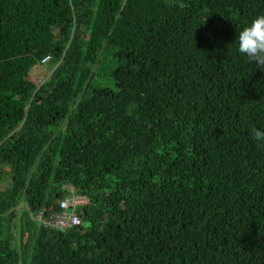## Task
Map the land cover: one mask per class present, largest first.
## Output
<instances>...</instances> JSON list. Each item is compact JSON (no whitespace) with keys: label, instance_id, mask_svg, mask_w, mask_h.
Listing matches in <instances>:
<instances>
[{"label":"trees","instance_id":"trees-1","mask_svg":"<svg viewBox=\"0 0 264 264\" xmlns=\"http://www.w3.org/2000/svg\"><path fill=\"white\" fill-rule=\"evenodd\" d=\"M261 14L0 0V264H264V71L236 41ZM70 188L78 225L35 220Z\"/></svg>","mask_w":264,"mask_h":264},{"label":"clouds","instance_id":"clouds-1","mask_svg":"<svg viewBox=\"0 0 264 264\" xmlns=\"http://www.w3.org/2000/svg\"><path fill=\"white\" fill-rule=\"evenodd\" d=\"M238 51L264 71V14L256 16L236 36ZM253 139L264 147V130L252 129Z\"/></svg>","mask_w":264,"mask_h":264},{"label":"built area","instance_id":"built-area-1","mask_svg":"<svg viewBox=\"0 0 264 264\" xmlns=\"http://www.w3.org/2000/svg\"><path fill=\"white\" fill-rule=\"evenodd\" d=\"M46 57L42 60L44 61ZM84 202V199L80 196H74L72 194L67 195L64 199L58 202V207L55 212L50 214L43 222L45 225L56 226L64 228L78 223V218L74 213V207ZM36 218H41V213L36 214Z\"/></svg>","mask_w":264,"mask_h":264},{"label":"rangeland","instance_id":"rangeland-1","mask_svg":"<svg viewBox=\"0 0 264 264\" xmlns=\"http://www.w3.org/2000/svg\"><path fill=\"white\" fill-rule=\"evenodd\" d=\"M46 70L42 65L36 66L35 68L31 69L29 72L30 79H33L36 82H41L45 77ZM8 183L7 179L0 178V186L6 185Z\"/></svg>","mask_w":264,"mask_h":264},{"label":"bare ground","instance_id":"bare-ground-1","mask_svg":"<svg viewBox=\"0 0 264 264\" xmlns=\"http://www.w3.org/2000/svg\"><path fill=\"white\" fill-rule=\"evenodd\" d=\"M47 61V59H45L44 61H42V63H41V65H43V64H45V62ZM69 194H72V195H74V196H79V195H77V194H75L74 192H73V190H72V188H70L69 189V192H68V195ZM80 197H82L83 199H84V202L82 203V204H80V205H77V206H75L74 207V213H75V215H76V209L78 208V207H80V206H82V205H84L85 203H86V199H85V197L84 196H80ZM41 213V218L40 219H37L36 218V215H35V220L37 221V222H39L41 225H43V226H47V227H56V226H49V225H45V224H43V222L47 219V217L42 213V212H40ZM77 216V215H76ZM78 218V217H77ZM79 224V220H78V223L76 224V225H78ZM76 225H72V226H76ZM72 226H68V227H72ZM68 227H64V228H68ZM56 228H59V227H56ZM64 228H59V229H64Z\"/></svg>","mask_w":264,"mask_h":264}]
</instances>
